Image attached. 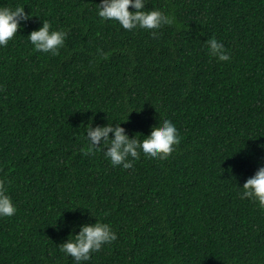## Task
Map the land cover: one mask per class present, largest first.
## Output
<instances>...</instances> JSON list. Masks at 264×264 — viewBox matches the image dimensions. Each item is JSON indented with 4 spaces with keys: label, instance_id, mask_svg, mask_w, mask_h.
Returning <instances> with one entry per match:
<instances>
[{
    "label": "trees",
    "instance_id": "16d2710c",
    "mask_svg": "<svg viewBox=\"0 0 264 264\" xmlns=\"http://www.w3.org/2000/svg\"><path fill=\"white\" fill-rule=\"evenodd\" d=\"M99 3L0 0L31 17L0 47V180L17 208L0 264H76L59 246L98 220L117 239L82 264H264V210L240 198L264 167V0H145L173 19L155 34L102 21ZM44 20L67 32L58 55L27 38ZM164 119L181 137L166 159L123 170L87 153L89 126L142 141Z\"/></svg>",
    "mask_w": 264,
    "mask_h": 264
},
{
    "label": "clouds",
    "instance_id": "9594fccd",
    "mask_svg": "<svg viewBox=\"0 0 264 264\" xmlns=\"http://www.w3.org/2000/svg\"><path fill=\"white\" fill-rule=\"evenodd\" d=\"M131 7L132 11H129ZM97 15L102 21L117 22L124 30L134 31L144 29L155 34L165 26H170L173 19L163 15L159 10H146L145 0H100L96 5ZM23 6L15 8L0 6V47L7 46L23 22L30 19ZM47 20L43 21L42 27L34 30L27 37L34 50L58 55L64 46L67 32L64 30H50ZM211 56L218 61H229L230 56L215 37L208 38L204 43ZM112 133V138H109ZM85 139L87 140V153L92 154L95 150H104V156L113 167L120 166L123 170L132 169L133 164L142 155L147 160L166 159L173 153L175 146L180 143V135L172 121L162 120L153 127L151 133L142 141L130 139L124 128L109 123L105 127L90 126L86 128ZM102 141V143H101ZM241 199H249L259 204L264 210V167L249 177L240 187ZM17 211L6 187V181L0 180V218L12 217ZM117 237L110 224L97 221L94 225H84L79 234L69 236L68 240L61 244L60 250L66 256H70L76 264H82L90 260L91 253L98 252L102 246L113 244Z\"/></svg>",
    "mask_w": 264,
    "mask_h": 264
}]
</instances>
